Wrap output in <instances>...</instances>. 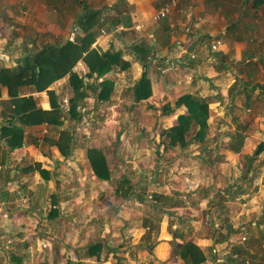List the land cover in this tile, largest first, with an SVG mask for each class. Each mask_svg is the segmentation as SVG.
<instances>
[{"label": "rangeland", "instance_id": "1", "mask_svg": "<svg viewBox=\"0 0 264 264\" xmlns=\"http://www.w3.org/2000/svg\"><path fill=\"white\" fill-rule=\"evenodd\" d=\"M137 33L133 29L128 31L126 40H133L135 47L149 48L145 37ZM115 47L122 49L124 55L133 48L124 43ZM148 57H152L151 51L142 57L144 61L128 59L136 63H131L129 70L108 78L114 80L115 90L106 113L99 107L102 103L92 98L84 104L85 109L80 110L78 122L81 124L76 125L74 133L75 138L83 142L75 144L86 145L87 149L92 146L97 152L103 148L108 161L99 154L105 160L108 178L96 177L90 163V167L84 163L88 174L82 167H76L75 174L64 173V178L57 181L56 191H44L42 207L45 209L37 212L41 223L28 233L27 239L17 238L12 229V241L5 243L19 256L21 264L42 260L67 264L69 260L65 256L64 260L59 257L57 241L60 245H74L78 250H85L96 241L104 246L98 259L93 257L81 264H184L175 251L185 242L196 244L209 261L204 264H212L210 238L213 235L221 238L229 229L240 230L233 236L235 243L250 242V239L258 242L254 233L259 236L263 221L259 207L264 202L260 195L264 161L255 151L262 143L243 144L238 153L229 149L233 142L229 136L241 135L237 124L243 125L239 123V111L233 107L229 112L224 110V114H219L218 110L211 116L205 144L192 143L184 149L167 148L160 133L176 123L183 109L162 116L160 108L167 102L173 104L181 92L192 89L171 91L167 86V91L165 83L169 82L165 75L168 74L158 66L150 68ZM143 73L147 78L152 76L153 81L148 78L152 95L147 100L136 101L133 87ZM208 87L205 93L211 94ZM208 100L211 103L212 98ZM235 103L233 100L234 106ZM62 104L63 109L68 108L67 103ZM195 131L193 126L188 140H192ZM93 139L99 149L94 147ZM89 141L91 145H87ZM209 151L216 152L209 154ZM206 161L211 164L206 165ZM67 184L72 186L68 188ZM52 210L59 211V220L46 219ZM175 230L183 234L182 241L173 238ZM255 245L260 248L259 243ZM49 247L54 253L45 249ZM32 249H36V253L33 254ZM69 259L76 264L75 259Z\"/></svg>", "mask_w": 264, "mask_h": 264}, {"label": "crops", "instance_id": "2", "mask_svg": "<svg viewBox=\"0 0 264 264\" xmlns=\"http://www.w3.org/2000/svg\"><path fill=\"white\" fill-rule=\"evenodd\" d=\"M168 1L170 0H0V69L16 67L22 58L34 54L46 44L63 45L67 40L82 37L84 30L78 26V22L84 13L83 8L100 10L102 25L100 29L97 25L92 30L99 33L91 49L99 47L105 51L111 45L116 51L122 50L115 47L119 43L132 48L134 41L128 42L125 34L132 29L141 33L137 34L143 35L148 41L152 55L148 57L149 67L163 68L162 71L170 77L165 75L169 82L165 83L166 89L167 86L171 91L190 88L191 91L181 92L179 96L192 94L207 100L211 97L209 108L211 105L212 117L218 110L219 114H224V110L229 112L234 107L239 111V123L243 125L237 124L241 135L234 133L229 138L238 139L242 145H252L256 141L264 145V0L259 4L258 0H186L178 3L166 18L154 24L153 17ZM136 26H140V30H136ZM150 35L153 36L152 41ZM212 45L216 48L211 49ZM132 51L130 49L124 55V60L136 57ZM131 61L132 65L136 63ZM73 70L85 77V83L94 81L93 78H86L88 69L82 61ZM117 74L118 71L115 70L104 78ZM68 78L66 75L47 89L55 92L62 109L63 101L68 103L72 96ZM150 81H153L152 76ZM207 85L211 88V94L205 93L208 92ZM29 96L35 100L36 108L50 110L46 91L35 92L32 87L26 86L19 88L17 97ZM91 98L97 102L96 96L90 94L83 101L81 110L92 101ZM233 100L236 101L235 106L232 104ZM7 101H10L8 89L0 86V102ZM107 105L108 102L99 105L103 113L107 112ZM182 109L184 113L185 108ZM2 110L3 105L0 104V126L3 125ZM78 123L81 124L65 119L63 126L57 131L51 130L47 124L25 126L23 146L12 151H9L5 139L0 140V264H21L19 256L5 243L12 241V229L16 231L17 238L27 239L28 233L33 232L41 223L42 219H38L37 212L45 209L42 207L44 191H56L59 187L56 185L57 181L64 178V173L75 174L76 167H82L88 174L84 163L90 167L87 151L92 146L87 149L86 145L75 144L78 140L75 138L74 128ZM64 130H69L72 136L71 153L65 149L67 156H63L54 145L59 132ZM93 141L94 147L99 149L96 140ZM87 145H91V141ZM99 150L108 161L103 148ZM259 156L264 161V150ZM261 184L260 195L264 197V173ZM67 185L68 188L72 186ZM55 204L53 202V208ZM259 208L263 221L259 236L254 233L258 242L250 239V242L235 243L233 236L236 233L230 234L221 243H215L210 238L212 264H264V202ZM3 214L9 218H4ZM46 217L45 215L43 219ZM46 219L56 221L59 220V215L53 220ZM18 230L21 232H17ZM28 242H24L26 247L29 246ZM59 242L57 241V248L61 253L59 257L64 260L65 256L69 260L66 261L68 264H72L69 257L75 259L76 264L91 259L85 256L87 248L78 250L74 245H60ZM256 243L260 244L259 249L256 248ZM109 247L107 243L106 248ZM45 249L54 253L52 247ZM35 250L32 249L31 252L34 254ZM114 252L111 251L110 255H114ZM236 254L239 257L236 258ZM36 256L39 258L38 253ZM220 259L226 261L221 263ZM205 262L209 263L208 260ZM35 264H53V261L46 263L42 260Z\"/></svg>", "mask_w": 264, "mask_h": 264}, {"label": "trees", "instance_id": "3", "mask_svg": "<svg viewBox=\"0 0 264 264\" xmlns=\"http://www.w3.org/2000/svg\"><path fill=\"white\" fill-rule=\"evenodd\" d=\"M262 2L258 0L257 4ZM78 26L84 30L82 37H75L73 41L67 40L63 45L46 44L34 54L28 55L20 63L10 69H0V86L6 87L10 95V101L0 102L3 105L1 112L2 123L0 126V140L5 139L9 151L21 148L24 144L23 129L25 126L36 124H47L51 130L57 131L63 126V120L80 121V110L83 101L93 94L96 100L102 103L109 102L114 92V82L104 78L105 75L117 70L124 72L129 70L131 63L124 60V54L121 50H114L110 45L105 51L99 47L91 49L99 32L92 31L97 25L100 29L101 12L100 10H88L83 8ZM133 53L135 60H142L143 56L150 50L145 49L143 45L134 46ZM131 49V50H132ZM138 57V58H137ZM145 60V58H144ZM142 60V61H144ZM82 61L88 69L86 78H93L92 83H85L84 76H79L73 69L77 63ZM145 67V66H144ZM68 75V84L72 91V96L68 100V108L62 109L57 101L58 97L53 90L48 91L52 83ZM101 79V80H100ZM32 87L35 92H44L48 94L50 110L45 111L36 108L35 100L32 97H17L19 88ZM151 84L146 73H143L140 79L133 87V96L136 101L147 100L151 97ZM185 108V112L176 117V123L160 134L166 141L167 148L184 149L192 143L205 144L208 139L209 124L211 116L209 101L204 98L196 97L192 94H183L174 100L173 104L165 103L160 108L162 116H170L175 110ZM17 123V124H15ZM5 124V125H4ZM196 127L192 140L187 136ZM229 149L238 153L242 142L238 139H232ZM72 136L69 130L59 132L58 139L54 142L60 153L67 156L65 149L71 153ZM237 144V145H236ZM260 144L255 151V155L261 153ZM216 151H209L214 154ZM95 149L87 151V157L93 173L96 177L107 179L108 171L104 158ZM253 159V157L251 158ZM206 165L211 162H204ZM42 171V170H41ZM42 173V172H41ZM56 205V204H55ZM59 211L52 210L48 218L55 219ZM239 229H229L221 238L213 235L215 243L225 241L230 234L238 233ZM173 238L183 240V234L173 232ZM103 249L100 242H94L87 247L85 256L87 258H99ZM176 255L184 264H203L206 257L201 249L194 243H183L176 251ZM236 253V252H235ZM239 257L236 254V258ZM239 259V258H238ZM68 264V263H67Z\"/></svg>", "mask_w": 264, "mask_h": 264}, {"label": "built area", "instance_id": "4", "mask_svg": "<svg viewBox=\"0 0 264 264\" xmlns=\"http://www.w3.org/2000/svg\"><path fill=\"white\" fill-rule=\"evenodd\" d=\"M182 1H186V0H170V1H168L167 3H165V4H163L160 8H159V10H158V12L156 13V15L153 17V19H152V22L154 23V24H158L162 19H164V18H166L167 17V15L169 14V12H170V10L171 9H173L178 3H180V2H182ZM140 26H136L135 27V29L136 30H140ZM150 39H151V41H152V39H153V36L152 35H150ZM214 48H216L215 47V45H212V48L211 49H214ZM101 80V79H100ZM1 212V211H0ZM3 217L4 218H8V215H6V214H3ZM245 239L243 238V241H244ZM226 260H224V259H220V262L222 263V262H225Z\"/></svg>", "mask_w": 264, "mask_h": 264}]
</instances>
